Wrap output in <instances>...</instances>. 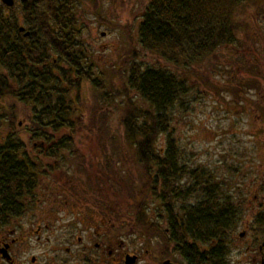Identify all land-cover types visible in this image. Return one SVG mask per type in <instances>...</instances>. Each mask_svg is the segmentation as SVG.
I'll return each mask as SVG.
<instances>
[{
	"label": "trees",
	"instance_id": "obj_1",
	"mask_svg": "<svg viewBox=\"0 0 264 264\" xmlns=\"http://www.w3.org/2000/svg\"><path fill=\"white\" fill-rule=\"evenodd\" d=\"M244 1L149 0L137 26L139 49L173 67L188 70L200 65L219 48L239 43L238 35L249 34L236 17ZM15 7L20 10V21L12 13ZM76 7L74 0H17L12 7L0 2V211L9 202L16 205L18 196L35 178L32 172L43 161L27 157V146L19 132L23 126L32 133L29 138L33 144L52 148L40 151L44 156L53 157L60 147L73 144L72 135L62 132L73 109L69 105L73 102L72 88L79 85L71 74L84 73L74 29ZM20 27L29 34L23 36ZM140 51L130 49L119 66L109 68L118 78L120 96L125 99L119 119L121 142L113 134L117 129L105 122L104 112L97 115V124L93 121L103 132L98 137L112 141L111 156L120 149L133 150L132 164L140 165L142 176L149 178L147 172H152V194L156 193L155 184L161 189L159 204L167 208V232L146 218L141 191L138 194L142 198H136V192L128 190L127 196L134 202L133 224L144 233L157 235L164 244L171 242L185 264H228L242 202L223 191H207L205 183L204 195L187 202L192 191L178 185L181 177L177 172L182 175L186 169H195L181 164V153L169 138L162 153L156 148L158 137L169 133V109L188 91L186 77L168 68L138 63ZM94 83L101 88L100 82ZM131 89L134 99L128 95ZM146 185L141 189L148 188ZM176 202L184 204L183 214L173 213ZM250 227L264 236V209L254 216ZM258 253L263 254L259 249Z\"/></svg>",
	"mask_w": 264,
	"mask_h": 264
},
{
	"label": "rangeland",
	"instance_id": "obj_2",
	"mask_svg": "<svg viewBox=\"0 0 264 264\" xmlns=\"http://www.w3.org/2000/svg\"><path fill=\"white\" fill-rule=\"evenodd\" d=\"M148 1L74 0L78 6L74 9V29L84 73L71 74L74 83L79 85L72 88L73 102L69 105L73 109L69 114L70 122L62 133L72 135L71 147L79 148L81 156L86 155V149L91 152L88 159L84 158L93 164L89 177L97 172L95 164L102 161L101 155H91L93 151H101L104 146L111 150L112 146L109 139L98 137L103 132L94 126L97 115L105 113V122L117 129L113 134L120 137L121 142L119 119L125 99L120 96L122 88L118 78L110 73L109 68L119 66L130 49L140 51L137 26ZM12 13L20 21L19 8L15 7ZM236 17L244 23L249 34L238 35L239 43L219 48L200 65L188 70L183 66L173 67L146 51L138 52L136 60L143 65L168 68L186 77L188 91L169 109V133L158 137L156 148L162 153L169 138L181 153V164L195 169L193 172L186 169L182 175L177 172L181 177L178 185L191 188L192 194L187 196V202L193 203L204 195L203 183L208 186L207 191H223L233 196L234 201L239 199L242 202V217L231 239L228 264H260L258 247L264 236L252 232L250 225L254 216L264 209V0L244 1ZM87 73L89 76H84ZM94 82H100L101 88L94 86ZM134 94L132 90L128 95L134 99ZM24 128L19 131L20 135L25 145L31 148L34 142L29 136L32 133ZM67 148L60 149L56 156H49L48 162L56 158L58 164L55 168L58 169L67 167L64 162L74 163V158L57 157L68 155ZM130 151L133 150L128 149ZM31 152L38 154L37 151ZM133 155L134 152H130L122 160V165L110 164L108 170L120 180L124 179L126 187H130L133 193L147 183L145 203L147 209H152V222L165 228L166 219L157 216L160 212H156L161 206V189L155 184L156 193L152 194V172H147L149 178L142 176L140 165L132 164ZM113 176L110 177L115 178ZM261 183L263 191L260 190ZM151 194L152 200L149 201ZM126 195H129L128 190ZM183 205L176 202L173 213L183 214ZM241 232L244 236L240 238ZM153 242L155 244L156 240ZM163 256L185 264L178 253L164 251Z\"/></svg>",
	"mask_w": 264,
	"mask_h": 264
},
{
	"label": "flooded vegetation",
	"instance_id": "obj_3",
	"mask_svg": "<svg viewBox=\"0 0 264 264\" xmlns=\"http://www.w3.org/2000/svg\"><path fill=\"white\" fill-rule=\"evenodd\" d=\"M62 148L67 147H60L55 156ZM25 149L28 158L43 161L16 205L9 202L0 211V264H181L163 256L164 251L174 252L171 242L164 244L133 224L134 202L126 195L130 187L108 170L110 164L122 165L127 151L120 149L114 156L107 147L93 151L91 155H101L102 161L89 177L93 164L84 161L91 153L87 149L81 156L73 146L67 148L68 155L57 156L75 159L64 162L65 169L55 168L56 158L48 162L49 156L40 153L50 146L32 144ZM139 191L146 201L144 189H136L134 197L142 198ZM145 206L146 218L152 221V209ZM162 207L156 209L160 218L168 213Z\"/></svg>",
	"mask_w": 264,
	"mask_h": 264
},
{
	"label": "water",
	"instance_id": "obj_4",
	"mask_svg": "<svg viewBox=\"0 0 264 264\" xmlns=\"http://www.w3.org/2000/svg\"><path fill=\"white\" fill-rule=\"evenodd\" d=\"M1 3L3 5H5L6 7H12L14 5V0H1ZM24 31V28L23 27H20L19 28V32H23ZM29 34V32H25L23 35L24 36H27ZM244 236V232H241L239 233V237H243ZM259 251H262L263 252V256L261 258V261H260V264H264V239L263 241L261 242V244L259 245ZM162 264H173L172 262H170V260H165L162 262Z\"/></svg>",
	"mask_w": 264,
	"mask_h": 264
}]
</instances>
